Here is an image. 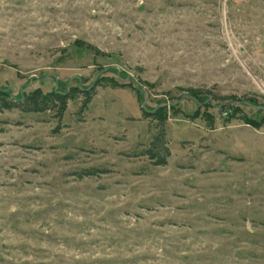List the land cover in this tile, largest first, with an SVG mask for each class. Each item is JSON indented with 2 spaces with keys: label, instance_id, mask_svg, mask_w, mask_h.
<instances>
[{
  "label": "rangeland",
  "instance_id": "374dc122",
  "mask_svg": "<svg viewBox=\"0 0 264 264\" xmlns=\"http://www.w3.org/2000/svg\"><path fill=\"white\" fill-rule=\"evenodd\" d=\"M0 88L90 92L0 112V264H264V0H0Z\"/></svg>",
  "mask_w": 264,
  "mask_h": 264
},
{
  "label": "trees",
  "instance_id": "16d2710c",
  "mask_svg": "<svg viewBox=\"0 0 264 264\" xmlns=\"http://www.w3.org/2000/svg\"><path fill=\"white\" fill-rule=\"evenodd\" d=\"M87 90L73 88L69 91L51 90L44 92L40 88H35L29 91H24V89H22L19 92L20 94L15 96L5 89L0 88V112L11 109H18L24 113L52 112L57 119H60L66 111L68 101L74 99L76 94L85 95L86 98L83 100V106L89 102L90 92ZM186 92L199 104H203V92L193 89L186 90ZM230 100L236 99L230 97L228 102H233ZM232 108H234L232 103L222 105V109L231 110ZM234 109H236V107ZM143 115L150 118L156 117V114L147 113L145 111L143 112ZM139 156L145 157L152 166L167 165L170 157V150L167 145L166 133L163 127L159 126L156 128V132L152 136L147 147L139 153ZM97 172L98 171H86L82 173V175L88 177L97 174Z\"/></svg>",
  "mask_w": 264,
  "mask_h": 264
},
{
  "label": "water",
  "instance_id": "95a60500",
  "mask_svg": "<svg viewBox=\"0 0 264 264\" xmlns=\"http://www.w3.org/2000/svg\"><path fill=\"white\" fill-rule=\"evenodd\" d=\"M188 97V98H190V99H192V100H194L193 98H192V96H190V95H186V94H184V95H182V98L179 100V101H176V102H173L172 103V105L174 106V105H176V104H178V103H180L185 97ZM144 101H145V98H144ZM232 104H235V105H240V104H244V105H246V106H248V107H251V108H253V109H256V110H259V109H262V110H264V107H261V106H256V105H252V104H250L249 102H247V101H234V102H232ZM167 104H162L161 106H166ZM142 109H144V106L142 105Z\"/></svg>",
  "mask_w": 264,
  "mask_h": 264
}]
</instances>
